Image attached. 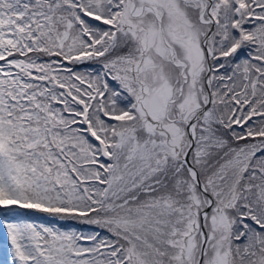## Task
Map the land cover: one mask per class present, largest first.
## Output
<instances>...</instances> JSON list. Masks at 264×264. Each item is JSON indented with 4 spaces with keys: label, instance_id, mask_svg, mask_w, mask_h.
Returning a JSON list of instances; mask_svg holds the SVG:
<instances>
[{
    "label": "snow or ice",
    "instance_id": "snow-or-ice-1",
    "mask_svg": "<svg viewBox=\"0 0 264 264\" xmlns=\"http://www.w3.org/2000/svg\"><path fill=\"white\" fill-rule=\"evenodd\" d=\"M0 264H264V0H0Z\"/></svg>",
    "mask_w": 264,
    "mask_h": 264
},
{
    "label": "trees",
    "instance_id": "trees-1",
    "mask_svg": "<svg viewBox=\"0 0 264 264\" xmlns=\"http://www.w3.org/2000/svg\"><path fill=\"white\" fill-rule=\"evenodd\" d=\"M0 240L6 241L5 233L2 229H0Z\"/></svg>",
    "mask_w": 264,
    "mask_h": 264
},
{
    "label": "rangeland",
    "instance_id": "rangeland-1",
    "mask_svg": "<svg viewBox=\"0 0 264 264\" xmlns=\"http://www.w3.org/2000/svg\"><path fill=\"white\" fill-rule=\"evenodd\" d=\"M6 246V244H0V248H3V247H5Z\"/></svg>",
    "mask_w": 264,
    "mask_h": 264
}]
</instances>
